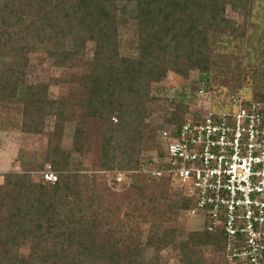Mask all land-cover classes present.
Masks as SVG:
<instances>
[{
    "label": "trees",
    "instance_id": "1",
    "mask_svg": "<svg viewBox=\"0 0 264 264\" xmlns=\"http://www.w3.org/2000/svg\"><path fill=\"white\" fill-rule=\"evenodd\" d=\"M125 3L134 4L136 16L132 57L119 52L117 7ZM227 9L243 19L241 26L226 16ZM250 14V0H0V104L17 105L23 118L20 131L25 134L41 135L46 117L54 116L45 161L56 176L50 183L43 178L35 182L29 172L4 175L0 264H162L159 252L177 244L179 264H209L199 255L202 248L223 253L226 238L221 229L209 232L204 226L183 237L172 224L177 215L189 216L194 203L184 191V195L169 191L174 177L167 172L160 133L181 126L188 115L203 114L173 100V112L155 126L150 120L157 99L151 88L168 73L184 80L190 73L209 75L211 39L243 40ZM88 44L93 46L92 56L78 81L77 99L54 101L48 99L46 87H25L29 52L65 68L82 65ZM248 70L236 84L240 89H249L243 88L250 84ZM250 75L249 98L236 97L244 105H264V71ZM198 86L191 82L197 94ZM74 107L83 121L74 127L72 150L83 153L85 122L92 121L103 128L100 169L138 172L132 176L135 197L127 201L129 224L116 221L115 208L105 204L102 194H84L85 170L69 161L61 147ZM153 148L160 161L155 165L142 157ZM143 167H155V172L143 174ZM142 224L148 226L144 244L133 235ZM146 249L155 252L148 263Z\"/></svg>",
    "mask_w": 264,
    "mask_h": 264
},
{
    "label": "rangeland",
    "instance_id": "2",
    "mask_svg": "<svg viewBox=\"0 0 264 264\" xmlns=\"http://www.w3.org/2000/svg\"><path fill=\"white\" fill-rule=\"evenodd\" d=\"M250 5L251 14L247 22L246 37L243 40L236 38L211 39L212 60L209 75L203 77L197 73H190L188 79L184 80L175 74L168 73L161 83L152 86L151 94L157 101L153 104L154 114L150 123L156 126L162 122L163 116L173 112L174 101L175 105L187 106L190 110L200 114H221L235 109L229 101L232 96L242 95L244 99L249 98L250 73L254 70L264 71V0H250ZM226 16L239 26L243 24V19L231 12L230 9H227ZM135 23L134 4H119L117 7L119 52L124 57H132L136 54L132 44V41L136 39ZM92 50V44H88L84 60L81 61L82 65H68L65 68L54 67L43 54L29 52V73L25 87H46L48 99L54 101L77 99L78 81L81 75L88 70V66L85 64L91 59ZM246 70L249 71L248 82L250 84H244L243 88L249 89H240L236 84L242 80ZM191 82H198L202 94H197V90H192ZM210 88L211 90H209ZM15 108L19 109L17 105L16 107L13 105L3 107L0 104V184L7 173L22 174L25 172H29L33 180L38 182L43 178L42 173L50 170V165L45 161L46 146L47 138L53 131L55 118L52 115L46 117L41 135L25 134L20 131L22 115ZM82 121L81 111L74 107V116L69 119L63 132L61 147L67 152L69 161L81 164L85 170L82 173L84 194L87 197H92L93 193L102 194L105 204L115 208L118 214L116 221L119 224H129L126 219L129 213L127 201H132L135 197V192L131 189V185L134 183L132 176L138 172L102 171L100 169L98 159L103 128L102 125L92 121L85 122L86 139L83 153L74 152L72 150L74 127L78 124L82 125ZM142 157L144 160L152 161L154 165L160 162L155 148L143 152ZM142 171L143 174L147 171L155 172V167H143ZM150 175H152L151 172ZM146 181L150 183L151 180L147 178ZM168 188L170 192H178V195L183 194L181 187L173 180ZM179 191L181 192L179 193ZM155 193L158 194L159 191ZM172 224L179 235L183 237L203 228L199 217L183 216L182 214L173 218ZM147 232L148 226L142 224L137 227L133 235H137L144 244ZM177 247L178 244L171 246L166 251L159 252L162 264H179L180 256ZM198 252L201 259L209 264H227L221 249L202 248ZM21 254L27 255L26 251ZM154 255V250L146 249L144 261L150 262Z\"/></svg>",
    "mask_w": 264,
    "mask_h": 264
},
{
    "label": "built area",
    "instance_id": "3",
    "mask_svg": "<svg viewBox=\"0 0 264 264\" xmlns=\"http://www.w3.org/2000/svg\"><path fill=\"white\" fill-rule=\"evenodd\" d=\"M229 101L235 109L187 118L160 138L168 172L194 203L188 215L222 230L228 261L264 264V105ZM42 177L56 181L50 170Z\"/></svg>",
    "mask_w": 264,
    "mask_h": 264
}]
</instances>
